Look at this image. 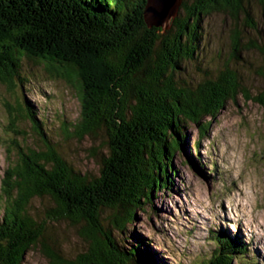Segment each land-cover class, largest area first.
<instances>
[{
  "label": "trees",
  "instance_id": "16d2710c",
  "mask_svg": "<svg viewBox=\"0 0 264 264\" xmlns=\"http://www.w3.org/2000/svg\"><path fill=\"white\" fill-rule=\"evenodd\" d=\"M145 1L0 0V82L23 88L20 68L43 64L66 80L78 76L81 102L76 121L55 115L49 128L47 117L17 96L14 118L25 113L43 148L12 143L16 163L0 187V264H22L35 245L55 264H164L129 225L137 209L171 187L172 158L189 146L185 126L197 127V150L211 119L241 89L229 64L211 72L196 62L201 19L248 11L245 0H182L166 27H149ZM232 39L236 57L239 37ZM194 63L197 77L188 67ZM99 130L106 154L97 175L75 169L53 141ZM60 221L79 228L83 244L72 256L45 243L48 222ZM210 237L216 247L196 264L244 263L247 243L237 234Z\"/></svg>",
  "mask_w": 264,
  "mask_h": 264
},
{
  "label": "rangeland",
  "instance_id": "374dc122",
  "mask_svg": "<svg viewBox=\"0 0 264 264\" xmlns=\"http://www.w3.org/2000/svg\"><path fill=\"white\" fill-rule=\"evenodd\" d=\"M244 6L248 13L240 11L236 18L220 11L201 19L196 59L207 71L229 64L237 71L241 89L211 119L207 137L200 140L197 150L192 142L198 129L185 126L189 146L172 158L171 187L157 191L151 204L137 209L129 225L164 264H196L207 258L215 243L210 236L216 231L233 237L237 234L247 242L244 263L234 259L232 264H264V104L260 102L264 99V4L245 0ZM235 34L239 45L233 57ZM188 67L192 77L200 74L195 63ZM48 68L43 64L23 65L20 76L27 80L23 88L0 82V187L4 171L16 163L13 142L23 148H43L25 113L14 118L17 96L39 109L50 122L49 128L56 127V120L51 121L55 115L72 122L79 116L80 79L74 76L66 80ZM28 70L32 77L27 76ZM18 129L23 135H17ZM105 140L102 130L93 137L53 139L75 169L95 175L100 168L99 156L106 154ZM33 204L39 206L37 201ZM78 229L66 221L48 222L45 243L62 255L72 256L83 244ZM22 264L55 263L35 245Z\"/></svg>",
  "mask_w": 264,
  "mask_h": 264
},
{
  "label": "water",
  "instance_id": "95a60500",
  "mask_svg": "<svg viewBox=\"0 0 264 264\" xmlns=\"http://www.w3.org/2000/svg\"><path fill=\"white\" fill-rule=\"evenodd\" d=\"M182 0H146L143 11L149 27H166L169 20L178 13Z\"/></svg>",
  "mask_w": 264,
  "mask_h": 264
},
{
  "label": "bare ground",
  "instance_id": "6f19581e",
  "mask_svg": "<svg viewBox=\"0 0 264 264\" xmlns=\"http://www.w3.org/2000/svg\"><path fill=\"white\" fill-rule=\"evenodd\" d=\"M237 204V203H236ZM235 205V204H234ZM236 207V206H235ZM131 224V223H130Z\"/></svg>",
  "mask_w": 264,
  "mask_h": 264
}]
</instances>
